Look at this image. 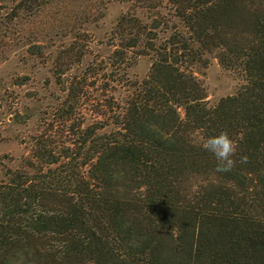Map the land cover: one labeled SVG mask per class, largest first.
Masks as SVG:
<instances>
[{
  "label": "trees",
  "instance_id": "16d2710c",
  "mask_svg": "<svg viewBox=\"0 0 264 264\" xmlns=\"http://www.w3.org/2000/svg\"><path fill=\"white\" fill-rule=\"evenodd\" d=\"M100 1L128 4L107 82L71 87L26 155L0 156V264H264V0ZM210 56L244 79L212 105L194 73ZM222 130L238 143L227 173L202 148Z\"/></svg>",
  "mask_w": 264,
  "mask_h": 264
},
{
  "label": "rangeland",
  "instance_id": "374dc122",
  "mask_svg": "<svg viewBox=\"0 0 264 264\" xmlns=\"http://www.w3.org/2000/svg\"><path fill=\"white\" fill-rule=\"evenodd\" d=\"M127 8L120 1L58 0L13 21L9 11L0 12V156L26 155L34 138L55 120L71 87L86 80L82 99H89L97 86H104L109 34ZM150 65L148 56L138 57L129 76L144 78ZM194 73L211 105L244 83L213 56L206 67L195 66ZM110 85L112 94L123 95L122 88Z\"/></svg>",
  "mask_w": 264,
  "mask_h": 264
},
{
  "label": "clouds",
  "instance_id": "9594fccd",
  "mask_svg": "<svg viewBox=\"0 0 264 264\" xmlns=\"http://www.w3.org/2000/svg\"><path fill=\"white\" fill-rule=\"evenodd\" d=\"M202 148L215 157V170L217 172L227 173L236 167L237 161L234 157L238 151V143L226 130L204 139ZM239 162L247 163V157L241 156Z\"/></svg>",
  "mask_w": 264,
  "mask_h": 264
}]
</instances>
